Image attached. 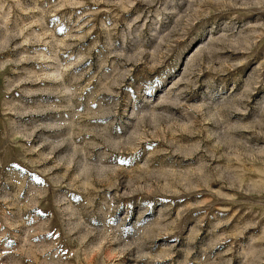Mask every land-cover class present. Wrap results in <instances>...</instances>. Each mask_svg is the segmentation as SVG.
Masks as SVG:
<instances>
[{
	"label": "rangeland",
	"instance_id": "374dc122",
	"mask_svg": "<svg viewBox=\"0 0 264 264\" xmlns=\"http://www.w3.org/2000/svg\"><path fill=\"white\" fill-rule=\"evenodd\" d=\"M0 264H264V0H0Z\"/></svg>",
	"mask_w": 264,
	"mask_h": 264
}]
</instances>
